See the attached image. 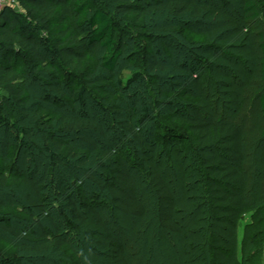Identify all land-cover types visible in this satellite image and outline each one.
Returning <instances> with one entry per match:
<instances>
[{"label": "trees", "instance_id": "obj_1", "mask_svg": "<svg viewBox=\"0 0 264 264\" xmlns=\"http://www.w3.org/2000/svg\"><path fill=\"white\" fill-rule=\"evenodd\" d=\"M240 2L244 16L254 20L261 29L260 43L263 47L260 73L263 87L256 94L259 95L264 116V0ZM17 3L19 10L10 6L0 13L2 106L7 107V102L11 101L22 115L32 116L43 131L40 134L41 149L48 154L53 167L60 164L58 161L81 160L79 149L71 142L73 136L93 142L83 133L105 135L104 119L91 117L82 108L87 90L86 86L77 83V79L83 78L87 85L98 86L103 81L99 70L109 74L114 72L126 50L127 32L118 23L117 13L133 16L139 21L155 11L183 15L192 11L198 14L201 8L208 9L206 5L193 0H164L156 4L134 3V0H17ZM85 26L88 29L80 33L79 30ZM96 45L103 51L97 59ZM154 57L156 55L153 54L149 67L162 70ZM42 78L46 79V91L56 96L52 97L54 100L57 97L67 98L79 105L76 113L62 112L58 123L54 124L53 117L49 121L39 119L42 113L48 111L45 106L40 105L37 110L28 109L29 86ZM63 78L68 81H62ZM142 80L141 74L134 71L126 83L117 81L118 89L126 92L131 84ZM126 97L130 106L119 123L138 148L146 153L144 182L153 195L154 227L150 234L147 227L143 233H147L154 242L151 250L160 256L157 257L161 259L159 264H244L246 245L254 242V237L250 235L252 229L259 226V222L254 220L260 215L264 197L259 195L248 201V181L242 172L245 163L242 125L221 115H192L186 107H182L181 115H172L182 129H162L158 140L152 142L146 137L144 125L154 120L155 101L149 100V97H136L132 91ZM13 126L12 122L6 121L1 131L7 134L8 128ZM24 128L16 127L30 142L32 133ZM21 144L28 143L21 141ZM113 156L112 150L105 154L106 159ZM131 160L132 156L117 153L108 178L95 174L85 176L99 191L106 193L111 209L140 220L147 218L148 207L139 197ZM167 170L171 175L165 173ZM63 176H52L53 188L50 190L54 189V193L49 191V194L43 195L42 187L31 174L17 175L0 169V189L24 184L35 193L34 198H27L24 211L12 201L0 197V264L19 262L18 255L3 253V233L16 240L13 247L17 253L72 250V257L77 258L73 264H95V261L89 260L93 250L80 237L87 234L82 227L57 221L54 217H49L52 230L38 222V216L48 214V200H58L55 192L61 194L59 188L65 180ZM74 179L75 174L71 180ZM79 194L85 196L86 192L81 190ZM67 203L75 217L83 221L76 199L71 197ZM248 210L252 211L253 220L252 225L245 227L240 258L233 242L235 235L230 236L233 241H225L228 238L225 236L226 227L235 229ZM19 211L24 215V220L38 226V236L23 230L27 223H11L10 219L17 216ZM91 215L95 225L101 229L107 246L106 262L103 264H131L123 240L113 234L98 210L91 208ZM152 253L148 251L146 254L149 256L143 255L142 263L152 264L155 258Z\"/></svg>", "mask_w": 264, "mask_h": 264}, {"label": "rangeland", "instance_id": "obj_2", "mask_svg": "<svg viewBox=\"0 0 264 264\" xmlns=\"http://www.w3.org/2000/svg\"><path fill=\"white\" fill-rule=\"evenodd\" d=\"M160 1L164 0H134V3L156 4ZM193 1L206 5L208 9L201 8L198 14L192 11L183 15L155 11L139 21L133 16L117 13L118 23L124 26L127 32L126 50L114 72L109 74L99 70L98 74L103 81L98 86L87 85L83 78L77 79V83L86 86L87 90L82 108L91 117L103 118L105 126V135L83 133L93 142L73 136L71 142L81 153L79 161L67 159L64 163L58 161L61 165L57 163L54 167L51 166V159L41 149L42 129L32 116L22 115L11 101L7 102V107L2 106L3 91L0 89V169H7L17 175L31 174L42 187L43 195L49 194V191L54 193V189L50 190L53 188L51 177L63 174L65 180L59 188L62 195L55 192L58 200H48V214L38 216V222L52 230L49 217H54L57 221L71 222L82 227V231H87V234L80 237L84 242L87 241L93 250V255L88 256L95 264L106 262L107 246L101 229L93 221L91 208L98 210L113 234L123 240L131 264H144L141 260L143 255L146 257L148 251L151 254V249L154 248V242L147 233H143L147 227L150 234L154 227L153 195L144 182L146 153L138 148L119 123L129 109L130 103L126 96L131 91L136 97H149V100L155 101L152 113L154 120L144 125L146 137L152 142L158 140L162 129H182L181 124L172 117L174 114L181 115L182 107H186L192 115H221L240 123L243 128L245 152L242 172L248 181V201L251 202L253 197L259 195L264 197V116L259 95L256 94L263 87L260 73L263 47L260 43V26L244 16L240 0ZM13 8L20 9L17 5ZM87 29L88 26H85L79 31L82 33ZM95 47L97 59L103 51L98 45ZM153 54L156 55L154 58L161 64L162 70H152L149 67ZM91 63L93 65L92 60ZM134 71L139 72L143 80L131 84L126 92L120 91L117 81L126 83ZM45 81L46 79L42 78L30 84L28 109L37 110L40 105L45 106L48 111L42 113L39 119L49 121L53 117V123L57 124L60 113H76L79 105L67 98L57 97L54 100L52 97L56 96L46 91ZM62 81L66 82L68 79L63 78ZM6 121L12 122L14 126L8 128L7 134H4L1 129ZM16 127H25L26 131H30L32 140L27 141L23 132ZM21 141L28 144H21ZM111 150L115 156L106 159L105 154ZM117 153L132 156L131 171L138 184L139 197L148 207L145 219L126 217L111 209L106 193L99 191L85 176L95 174L108 178ZM3 159H6V162ZM165 173L171 175L168 170ZM74 174L76 179L71 180ZM81 190L86 192L85 196L79 194ZM0 197L12 201L24 211L27 198H34L35 193L28 185L16 184L0 189ZM71 197L76 199L83 221L75 217L68 205L67 200ZM260 207V215L254 220L259 222V226L252 229L250 236L254 237V242L246 245L244 264H264V201ZM183 215L185 216V213ZM252 217V211L248 210L235 229L226 227L225 236L228 238L225 241H233L230 236L235 235L233 242L240 258L245 227L252 225ZM10 220L15 225L27 223L23 230L32 236L40 234L38 226L24 220L20 211ZM3 236V253L16 257L18 255V264H67V261L73 264L77 260L72 257V250L41 254L17 253L13 247L16 240L7 233H3ZM153 255L155 258L152 264H159L161 259L157 257L160 256L154 252Z\"/></svg>", "mask_w": 264, "mask_h": 264}, {"label": "built area", "instance_id": "obj_3", "mask_svg": "<svg viewBox=\"0 0 264 264\" xmlns=\"http://www.w3.org/2000/svg\"><path fill=\"white\" fill-rule=\"evenodd\" d=\"M17 4V0H0V13L5 7H10Z\"/></svg>", "mask_w": 264, "mask_h": 264}, {"label": "crops", "instance_id": "obj_4", "mask_svg": "<svg viewBox=\"0 0 264 264\" xmlns=\"http://www.w3.org/2000/svg\"><path fill=\"white\" fill-rule=\"evenodd\" d=\"M16 5L19 6L18 3H17V4H15V5H13L12 7H14V6H16Z\"/></svg>", "mask_w": 264, "mask_h": 264}]
</instances>
